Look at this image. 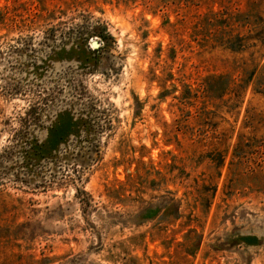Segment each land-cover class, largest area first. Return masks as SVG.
<instances>
[{
    "label": "rangeland",
    "instance_id": "374dc122",
    "mask_svg": "<svg viewBox=\"0 0 264 264\" xmlns=\"http://www.w3.org/2000/svg\"><path fill=\"white\" fill-rule=\"evenodd\" d=\"M0 264H264V0H0Z\"/></svg>",
    "mask_w": 264,
    "mask_h": 264
},
{
    "label": "trees",
    "instance_id": "16d2710c",
    "mask_svg": "<svg viewBox=\"0 0 264 264\" xmlns=\"http://www.w3.org/2000/svg\"><path fill=\"white\" fill-rule=\"evenodd\" d=\"M52 142L51 141H47L46 145H47V148L45 150H52V145H50ZM60 143V141H56L55 145H58Z\"/></svg>",
    "mask_w": 264,
    "mask_h": 264
},
{
    "label": "water",
    "instance_id": "95a60500",
    "mask_svg": "<svg viewBox=\"0 0 264 264\" xmlns=\"http://www.w3.org/2000/svg\"><path fill=\"white\" fill-rule=\"evenodd\" d=\"M92 46H93L94 48H98L100 45H99L98 42H93V43H92Z\"/></svg>",
    "mask_w": 264,
    "mask_h": 264
}]
</instances>
